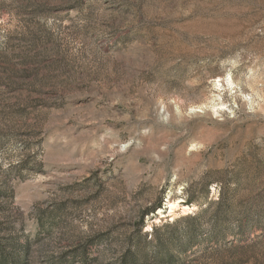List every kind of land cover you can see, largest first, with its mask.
<instances>
[{
  "label": "rangeland",
  "instance_id": "obj_1",
  "mask_svg": "<svg viewBox=\"0 0 264 264\" xmlns=\"http://www.w3.org/2000/svg\"><path fill=\"white\" fill-rule=\"evenodd\" d=\"M0 264H264V0H0Z\"/></svg>",
  "mask_w": 264,
  "mask_h": 264
},
{
  "label": "bare ground",
  "instance_id": "obj_2",
  "mask_svg": "<svg viewBox=\"0 0 264 264\" xmlns=\"http://www.w3.org/2000/svg\"><path fill=\"white\" fill-rule=\"evenodd\" d=\"M177 206H178L177 203H175V202H170L169 205H168L169 212L172 213V212L175 210V208H176ZM186 208H187V206L183 205L182 210H185Z\"/></svg>",
  "mask_w": 264,
  "mask_h": 264
}]
</instances>
